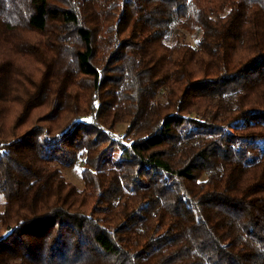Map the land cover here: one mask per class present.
<instances>
[{
    "label": "trees",
    "instance_id": "obj_1",
    "mask_svg": "<svg viewBox=\"0 0 264 264\" xmlns=\"http://www.w3.org/2000/svg\"><path fill=\"white\" fill-rule=\"evenodd\" d=\"M0 194V264H264V0H0Z\"/></svg>",
    "mask_w": 264,
    "mask_h": 264
},
{
    "label": "rangeland",
    "instance_id": "obj_2",
    "mask_svg": "<svg viewBox=\"0 0 264 264\" xmlns=\"http://www.w3.org/2000/svg\"><path fill=\"white\" fill-rule=\"evenodd\" d=\"M200 32L195 29L194 31H189L188 29L183 28L182 26L175 24L171 35L169 36V41H173L175 38H180L188 43L193 45L197 44V40L199 38ZM35 122V119L34 121ZM32 122V123H33ZM126 124H118L116 127L115 132L113 133L115 137H121L125 131ZM82 168H83V159L80 158L79 161L70 168H63L62 172L66 176L68 180L75 183L80 188L85 186V182L82 175ZM4 197L0 194V209H2L4 204Z\"/></svg>",
    "mask_w": 264,
    "mask_h": 264
}]
</instances>
